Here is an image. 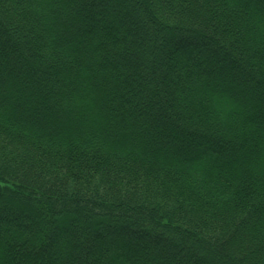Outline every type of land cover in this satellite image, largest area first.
I'll return each mask as SVG.
<instances>
[{
	"label": "trees",
	"instance_id": "1",
	"mask_svg": "<svg viewBox=\"0 0 264 264\" xmlns=\"http://www.w3.org/2000/svg\"><path fill=\"white\" fill-rule=\"evenodd\" d=\"M0 264H264V0H0Z\"/></svg>",
	"mask_w": 264,
	"mask_h": 264
}]
</instances>
